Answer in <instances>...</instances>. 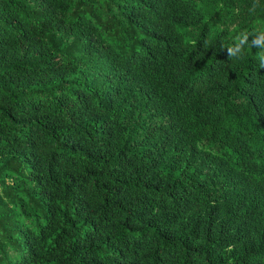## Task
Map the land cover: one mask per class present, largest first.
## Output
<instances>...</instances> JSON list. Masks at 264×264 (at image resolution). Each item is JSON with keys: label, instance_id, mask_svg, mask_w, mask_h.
<instances>
[{"label": "trees", "instance_id": "trees-1", "mask_svg": "<svg viewBox=\"0 0 264 264\" xmlns=\"http://www.w3.org/2000/svg\"><path fill=\"white\" fill-rule=\"evenodd\" d=\"M0 264H264V0H0Z\"/></svg>", "mask_w": 264, "mask_h": 264}]
</instances>
